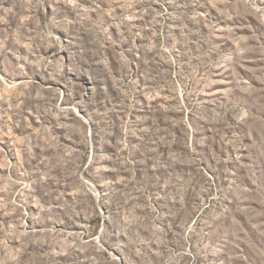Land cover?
Instances as JSON below:
<instances>
[{
    "label": "rangeland",
    "instance_id": "rangeland-1",
    "mask_svg": "<svg viewBox=\"0 0 264 264\" xmlns=\"http://www.w3.org/2000/svg\"><path fill=\"white\" fill-rule=\"evenodd\" d=\"M0 264H264V0H0Z\"/></svg>",
    "mask_w": 264,
    "mask_h": 264
},
{
    "label": "clouds",
    "instance_id": "clouds-1",
    "mask_svg": "<svg viewBox=\"0 0 264 264\" xmlns=\"http://www.w3.org/2000/svg\"><path fill=\"white\" fill-rule=\"evenodd\" d=\"M61 2V0H50V3H52V4H58V3H60ZM78 158V157H77ZM89 162H91L90 161V159H89Z\"/></svg>",
    "mask_w": 264,
    "mask_h": 264
}]
</instances>
